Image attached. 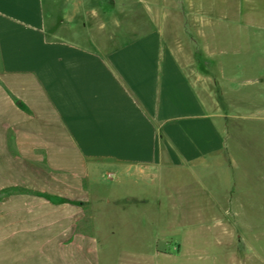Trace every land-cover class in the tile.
<instances>
[{"label": "crops", "instance_id": "crops-1", "mask_svg": "<svg viewBox=\"0 0 264 264\" xmlns=\"http://www.w3.org/2000/svg\"><path fill=\"white\" fill-rule=\"evenodd\" d=\"M142 3L0 0V264H240L255 249L209 84L226 55H257L264 0H172L169 19L158 3L129 28Z\"/></svg>", "mask_w": 264, "mask_h": 264}, {"label": "rangeland", "instance_id": "rangeland-1", "mask_svg": "<svg viewBox=\"0 0 264 264\" xmlns=\"http://www.w3.org/2000/svg\"><path fill=\"white\" fill-rule=\"evenodd\" d=\"M171 1L141 0L142 7H138L136 11L132 8L130 11L129 28L133 21L141 17L140 15L143 17V14L157 12L156 7L159 4L166 18L169 19ZM206 1L211 6L218 0ZM253 50L257 55L251 56L252 58L244 55L237 58L232 57V54L226 55L224 60L228 64L227 71L221 74L216 84L212 82L209 84L222 102L221 108L225 114L224 128L232 132L228 140L230 145L234 146L230 178L235 179L238 184L235 196L240 199L238 202L241 205L249 200L253 212L250 217H242V220L251 223L250 229L255 249L242 250L241 260H243L240 264H264V41L259 40ZM234 63L239 64V67L234 66ZM190 75L194 82L200 84L201 79L196 74ZM213 76L216 77V74ZM122 250L121 248L111 249L110 261L116 260ZM134 251L148 250L139 248ZM254 251L257 252V263L251 260L252 256H256ZM213 253H217V250H213ZM157 264L188 263L185 258L161 257Z\"/></svg>", "mask_w": 264, "mask_h": 264}]
</instances>
